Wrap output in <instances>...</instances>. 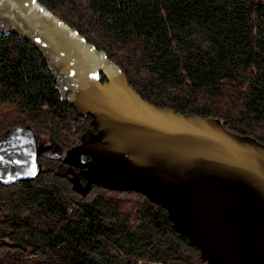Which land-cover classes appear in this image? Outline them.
Returning a JSON list of instances; mask_svg holds the SVG:
<instances>
[{
  "label": "trees",
  "instance_id": "obj_1",
  "mask_svg": "<svg viewBox=\"0 0 264 264\" xmlns=\"http://www.w3.org/2000/svg\"><path fill=\"white\" fill-rule=\"evenodd\" d=\"M37 1L104 51L143 100L264 144V0ZM90 120L60 101L32 45L0 37V133L30 125L69 150ZM58 160L39 157L36 179L0 184V264H205L164 208L132 190L83 194L75 179L85 180Z\"/></svg>",
  "mask_w": 264,
  "mask_h": 264
},
{
  "label": "water",
  "instance_id": "obj_2",
  "mask_svg": "<svg viewBox=\"0 0 264 264\" xmlns=\"http://www.w3.org/2000/svg\"><path fill=\"white\" fill-rule=\"evenodd\" d=\"M10 34L43 57L60 101L91 119L64 159L86 182L78 190L139 192L205 264H264V144L143 100L104 51L37 0H0V37ZM39 157L61 155L39 148L30 125L0 133V184L36 179Z\"/></svg>",
  "mask_w": 264,
  "mask_h": 264
},
{
  "label": "rangeland",
  "instance_id": "obj_3",
  "mask_svg": "<svg viewBox=\"0 0 264 264\" xmlns=\"http://www.w3.org/2000/svg\"><path fill=\"white\" fill-rule=\"evenodd\" d=\"M35 135H36V139H37V143H38L39 148L47 149L48 151H51L52 153H54L56 155H61L60 159L65 161L64 159L67 156V150L66 149H61V148L57 147L55 144H53V142L50 140L48 135H46L42 132H36L35 131ZM63 170L67 171V168H64ZM75 182H77V180H75Z\"/></svg>",
  "mask_w": 264,
  "mask_h": 264
},
{
  "label": "flooded vegetation",
  "instance_id": "obj_4",
  "mask_svg": "<svg viewBox=\"0 0 264 264\" xmlns=\"http://www.w3.org/2000/svg\"><path fill=\"white\" fill-rule=\"evenodd\" d=\"M56 160H58V159H56ZM60 161H61V159H59ZM58 160V161H59ZM65 168H67V171H69L70 172V174L72 175V174H75V173H79L80 174V170L78 169V168H75V167H72V166H68L67 165V167H65ZM77 176V175H76ZM76 180V179H75Z\"/></svg>",
  "mask_w": 264,
  "mask_h": 264
}]
</instances>
